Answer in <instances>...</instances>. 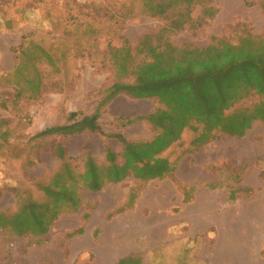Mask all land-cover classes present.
<instances>
[{
    "label": "rangeland",
    "instance_id": "obj_1",
    "mask_svg": "<svg viewBox=\"0 0 264 264\" xmlns=\"http://www.w3.org/2000/svg\"><path fill=\"white\" fill-rule=\"evenodd\" d=\"M259 2L264 0H206L194 7L191 18L199 20L202 10L212 7L213 19L170 36V41L176 46L203 48L212 39L236 44L246 33L264 39V14ZM140 7V0H0V49L12 47L15 57V62L0 66V134H6L5 138L0 136V213H13L20 202L27 200L45 202L40 186L51 183L56 173L64 175V162L77 176L83 173L87 156L98 166L105 165L107 150L118 155V162L121 160L120 143L101 135L33 136L46 128L68 124L70 112H93L98 91L114 81L104 54L108 47L120 48L124 41L133 47L142 35L163 26L157 19L140 14ZM126 10L129 12L123 15ZM114 101L99 120L106 134L114 133L115 118L141 117L160 107L153 99L133 100L122 94ZM252 101L247 100L245 105ZM199 132L185 129L180 139L160 155L175 167V181L164 178L140 183L129 178L107 184L99 192L78 184L81 206L74 213L65 209L45 236L17 237L0 229V264H115L118 256L127 252H122L121 246L138 250L142 239L147 243L138 251L148 257L160 238L165 242L162 230L176 223L186 199L193 209L206 208V217L211 218L197 225L198 235L204 225L211 226L201 235L198 260L199 264H209L208 258L217 248L209 237L217 230L221 232V221L218 224L217 220L224 205L264 198V127L256 121L240 139L219 136L195 148L191 142ZM123 134L131 142L150 141L154 136L144 121L125 128ZM58 145L64 147L65 161L53 153ZM183 187L191 188L186 198ZM129 191L135 194L134 203L144 207L133 211L130 222L146 233L118 238L119 251L111 255L107 248L116 238L105 237L116 219L108 218L113 213L108 211L113 206H109L96 219L103 230L89 229L66 238L84 224V214L107 203L108 194L116 196L115 205L126 204ZM154 193L161 200L153 204L148 199ZM213 199L217 202L208 207L201 203L209 204L206 202Z\"/></svg>",
    "mask_w": 264,
    "mask_h": 264
},
{
    "label": "trees",
    "instance_id": "obj_2",
    "mask_svg": "<svg viewBox=\"0 0 264 264\" xmlns=\"http://www.w3.org/2000/svg\"><path fill=\"white\" fill-rule=\"evenodd\" d=\"M140 1V14L157 19L163 26L155 33L142 35L133 47L126 41L120 48L108 47L104 54L114 81L98 91L99 100L90 115L70 112L68 124L46 128L33 136L45 139L71 138L83 133L101 135L120 143L121 160L118 162V155L110 150L105 153V165L98 166L87 156L84 171L77 176L64 162L65 174L56 173L51 183L40 186L45 202L27 200L20 202L13 213H0L1 230H8L17 237L45 236L65 209L74 213L81 206L78 184L83 189L99 192L107 184L129 178L140 183L164 178L175 181V167L160 155L180 139L185 129L195 133L200 130L191 142L193 147L199 148L219 136L240 139L256 121L264 127V39L246 33L236 44L221 38L212 39L203 48L191 44L176 46L170 36L205 24L206 20L213 19L215 10L204 8L201 18L194 21L191 18L194 7L206 0ZM258 6L264 14V2H259ZM121 94L133 100L153 99L160 107L141 117L115 118L114 133L106 134L99 120ZM247 100L253 101L245 105ZM137 121L150 126L154 133L150 141L125 139L123 130ZM0 136L5 138V132ZM53 153L57 159L65 161L64 147L56 146ZM188 191L191 188H182L184 198ZM135 198L129 191L127 205L124 203L108 218L130 208ZM88 218L89 213L84 214L83 222ZM81 233L82 226L66 238ZM201 242L198 237L197 249ZM116 264H141V258L131 254Z\"/></svg>",
    "mask_w": 264,
    "mask_h": 264
},
{
    "label": "crops",
    "instance_id": "obj_3",
    "mask_svg": "<svg viewBox=\"0 0 264 264\" xmlns=\"http://www.w3.org/2000/svg\"><path fill=\"white\" fill-rule=\"evenodd\" d=\"M11 49L12 47L0 49L1 67L9 65L8 62L11 60L15 62ZM113 103L115 101L110 104V107L113 106ZM150 197L152 199H148V201L153 202V204L161 200V197L155 193ZM115 198L114 194H108L106 197L107 203H104L105 205L100 204L91 210L88 220L81 225L84 233L89 229H93L94 232L98 231V229L103 230V227L97 224L96 220L99 215L103 214L101 212L106 211L109 206L113 207L109 208L108 211H115L124 204L117 203L115 205L113 203ZM261 198L245 199L244 201L224 205L223 213L219 216L221 219L217 220L218 224L221 221V232L217 230L216 235L214 233L213 236L209 237L213 238L217 245L216 252H213L212 256L208 258L210 260L209 264H264V198ZM192 206L193 204L188 202L179 208L176 223L165 226L162 230L163 234L167 237L164 238L165 242L161 241L163 238H160V242L149 251L148 257H145V255L138 251L140 248H144L145 243H147L145 239H142L138 241V250L131 249L132 251H128L131 246L121 247L122 252H127L118 256L115 264L119 259L131 254H138L141 258V264H145L146 260H149L148 264H199L198 260L201 258L199 253L200 248L197 249L196 240L198 237L203 238L201 235L207 232L211 226L208 225L206 227L204 225L202 234L198 235L197 225L200 223L204 224L206 219L210 221L211 218L210 216L206 217V213L204 212L206 208L193 209L191 208ZM150 207L149 210H151ZM184 207L190 208L185 209ZM140 208L142 210L144 207L133 203L130 208H124L122 212L113 215L115 216L113 219H116V224L114 222V225L108 230L109 235L105 237L116 238L111 241V244L114 242L112 246L107 248L111 255L119 251L120 246L118 242L121 241L118 238H132L134 233L137 232L146 233V230L142 228H138L137 231L130 222L134 215L133 211ZM141 216L143 217V215ZM183 232H185L184 235ZM156 258L158 260L155 262L154 259Z\"/></svg>",
    "mask_w": 264,
    "mask_h": 264
},
{
    "label": "bare ground",
    "instance_id": "obj_4",
    "mask_svg": "<svg viewBox=\"0 0 264 264\" xmlns=\"http://www.w3.org/2000/svg\"><path fill=\"white\" fill-rule=\"evenodd\" d=\"M206 202V201H205ZM217 202V200L215 201L214 199H213V201L212 200H210V201H208V202H206V203H209V204H205V203H203V202H201L203 205H205V206H209L211 203H216ZM247 211V210H246ZM120 223V222H119ZM127 226V225H126ZM119 231V230H118ZM123 232V231H122ZM121 243V242H120ZM247 243H249V242H247ZM224 245V244H223ZM124 246V245H123ZM123 246H121V247H123ZM221 246V245H220ZM122 250V249H121ZM245 252V251H244ZM122 253V252H121ZM239 253V252H238ZM120 254V253H119ZM233 258V257H232ZM249 258V257H248ZM234 259V258H233Z\"/></svg>",
    "mask_w": 264,
    "mask_h": 264
}]
</instances>
